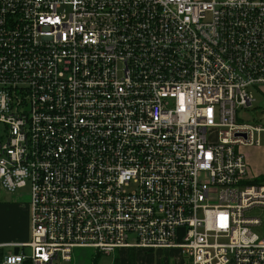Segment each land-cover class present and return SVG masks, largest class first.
<instances>
[{
    "label": "built area",
    "instance_id": "obj_1",
    "mask_svg": "<svg viewBox=\"0 0 264 264\" xmlns=\"http://www.w3.org/2000/svg\"><path fill=\"white\" fill-rule=\"evenodd\" d=\"M264 0H0V186L30 254L175 249L264 264V183L238 114L264 92ZM260 231H259V230Z\"/></svg>",
    "mask_w": 264,
    "mask_h": 264
},
{
    "label": "crops",
    "instance_id": "obj_2",
    "mask_svg": "<svg viewBox=\"0 0 264 264\" xmlns=\"http://www.w3.org/2000/svg\"><path fill=\"white\" fill-rule=\"evenodd\" d=\"M262 147H247L250 148L248 154L242 152L249 163V159L255 158L249 154H261ZM243 149V148H242ZM241 149V151H242ZM250 165V164H249ZM257 169L259 171H257ZM254 179L264 180V164L258 165L256 174L252 173ZM28 196V194H27ZM31 227H30V212L28 206V199L12 198L10 200H0V264L3 263L4 256L8 254L29 255L31 250L27 246L30 241ZM114 262L117 264H169L173 260L174 264H185V260L180 256L179 251L155 249H132L120 248L114 252Z\"/></svg>",
    "mask_w": 264,
    "mask_h": 264
},
{
    "label": "rangeland",
    "instance_id": "obj_3",
    "mask_svg": "<svg viewBox=\"0 0 264 264\" xmlns=\"http://www.w3.org/2000/svg\"><path fill=\"white\" fill-rule=\"evenodd\" d=\"M264 90V87H263ZM254 98L255 102L253 106L247 111L239 110L238 114L240 117H243L246 122H254V123H262L264 124V92L254 90ZM6 138V129L3 123L0 122V140H5ZM242 152L248 154L249 149L247 147H242ZM249 154L253 155L255 158L249 159V164L252 169V173L256 174L257 166L264 164V147H262L261 154H255L254 152H250ZM255 170V171H254ZM257 171H259L257 169ZM257 182L264 183V180L258 179ZM28 189H17L15 192L10 193L7 192L0 186V200L6 201L10 200L14 197L20 198L23 200L28 199ZM259 230V229H258ZM260 231V230H259ZM96 251L93 248H81L75 247L73 250V258L69 264H93V257ZM114 253L112 254H103L99 253L96 257L95 264H114ZM185 264H190V261L185 260ZM169 264H174L173 260L169 261Z\"/></svg>",
    "mask_w": 264,
    "mask_h": 264
},
{
    "label": "trees",
    "instance_id": "obj_4",
    "mask_svg": "<svg viewBox=\"0 0 264 264\" xmlns=\"http://www.w3.org/2000/svg\"><path fill=\"white\" fill-rule=\"evenodd\" d=\"M255 181H257V179H255ZM96 255H94V257H93V264H95V260H96V257L99 255V253H95ZM23 264H29L28 262H24ZM114 264H117V262L115 261L114 262ZM131 264H133V263H131Z\"/></svg>",
    "mask_w": 264,
    "mask_h": 264
}]
</instances>
